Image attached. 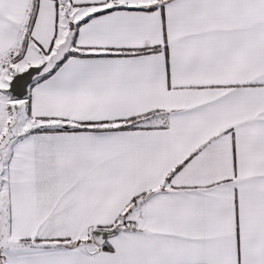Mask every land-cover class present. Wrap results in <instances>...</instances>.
<instances>
[{"label": "snow or ice", "instance_id": "6c2138e0", "mask_svg": "<svg viewBox=\"0 0 264 264\" xmlns=\"http://www.w3.org/2000/svg\"><path fill=\"white\" fill-rule=\"evenodd\" d=\"M0 264H264V0H0Z\"/></svg>", "mask_w": 264, "mask_h": 264}]
</instances>
